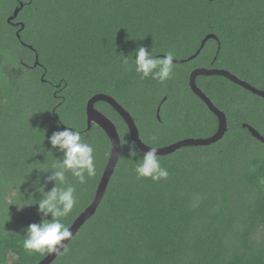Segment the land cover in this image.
Here are the masks:
<instances>
[{
    "label": "trees",
    "instance_id": "trees-1",
    "mask_svg": "<svg viewBox=\"0 0 264 264\" xmlns=\"http://www.w3.org/2000/svg\"><path fill=\"white\" fill-rule=\"evenodd\" d=\"M20 1L17 38L7 19L19 5L0 0V228L18 211L3 220L0 264H38L92 202L110 155L104 131L87 129L92 96L113 98L146 146L164 148L218 130L189 87L193 70L264 91V0ZM208 35L217 40L190 60ZM196 85L226 132L168 156L139 151L119 114L95 104L120 158L52 264H264V144L243 128L264 137V98L219 76Z\"/></svg>",
    "mask_w": 264,
    "mask_h": 264
},
{
    "label": "water",
    "instance_id": "water-1",
    "mask_svg": "<svg viewBox=\"0 0 264 264\" xmlns=\"http://www.w3.org/2000/svg\"><path fill=\"white\" fill-rule=\"evenodd\" d=\"M22 3L19 4V6L13 11L12 16H10L7 19L8 23H11L13 20H15L22 9ZM24 28L23 25H21L20 30ZM17 38L19 37V33H16ZM217 40V38L214 35H208L206 36L200 45L199 50L196 52L194 56L189 58L190 60L195 58L200 51L203 49L205 43L208 40ZM31 48V47H30ZM37 59V57H36ZM174 64H182L185 61H178V60H172L168 59ZM187 61V60H186ZM37 61L35 65H37ZM211 76H219L226 78L230 80L233 84L242 87L243 89L251 92L254 95H257L261 98H264V91L258 90L251 85H249L246 82H243L239 80L236 76L232 75L231 73L224 71V70H217V69H205V68H198L191 72L189 76V87L194 95H196L198 98H200L203 103L208 107V109L216 116L218 120V130L216 134L209 138L205 139H185L182 141H179L175 144H172L170 146L164 147V148H151L146 146L141 140L139 136V131L136 127V124L134 120L132 119L131 115L125 111V109L119 105L113 98L110 96L104 95V94H96L92 96L87 104H86V117H87V129L91 128L92 124H95L99 128H101L104 133L106 134L107 138L110 141V155L107 161V164L104 168V171L102 173V176L100 178V181L98 183V186L96 188L95 196L92 200V202L83 210V212L74 220L72 225L68 228V230L65 232V234L62 236V238L57 242V244L51 249V251L48 253V255L41 260L38 264H52L53 261L66 249L68 244L71 242V240L75 237V235L78 233L79 229L96 213L104 195L107 189V186L110 182V179L115 171V168L117 166V163L120 158L121 154V143L120 138L117 133L115 125L104 115H102L99 111L95 109V104L98 102H104L110 105L118 114L119 116L124 120L126 123L131 140L136 144L139 151L142 153L149 155V156H168L175 151L184 148V147H198V146H210L217 142H219L227 129V119L223 112H221L219 109H217L210 101V99L205 96L202 91L197 87L196 85V79L198 77H211ZM166 98H164L160 105L157 108L156 117L157 120H160V106L165 102ZM243 128H247L249 133L257 139L259 142L264 144V137H262L258 131H256L251 126L244 124Z\"/></svg>",
    "mask_w": 264,
    "mask_h": 264
},
{
    "label": "rangeland",
    "instance_id": "rangeland-1",
    "mask_svg": "<svg viewBox=\"0 0 264 264\" xmlns=\"http://www.w3.org/2000/svg\"><path fill=\"white\" fill-rule=\"evenodd\" d=\"M2 186H4V185H2ZM5 187V186H4ZM11 197H12V194H10V195H6L5 196V198H4V202H6V203H10V201H11ZM1 207H0V211H1ZM18 208H15L14 210H17ZM15 217H18V211H13V213L11 212V215H9V216H7V217H5L7 220H12V218H15ZM5 218L4 219H2V227L1 228H3L4 227V225H5V222L3 221V220H5ZM1 226V225H0ZM0 228V229H1ZM12 260H14V257L13 256H9V258H8V262L10 263Z\"/></svg>",
    "mask_w": 264,
    "mask_h": 264
},
{
    "label": "flooded vegetation",
    "instance_id": "flooded-vegetation-1",
    "mask_svg": "<svg viewBox=\"0 0 264 264\" xmlns=\"http://www.w3.org/2000/svg\"><path fill=\"white\" fill-rule=\"evenodd\" d=\"M16 2L18 3V5L21 3L20 0H16ZM12 28L16 29L15 34L18 32L19 27H20V23L19 22H15V20H13L11 23H8Z\"/></svg>",
    "mask_w": 264,
    "mask_h": 264
}]
</instances>
